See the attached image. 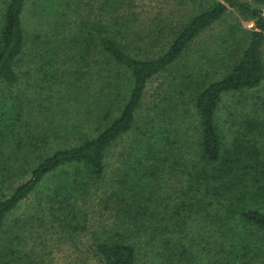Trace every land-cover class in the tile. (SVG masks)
<instances>
[{
  "label": "trees",
  "instance_id": "16d2710c",
  "mask_svg": "<svg viewBox=\"0 0 264 264\" xmlns=\"http://www.w3.org/2000/svg\"><path fill=\"white\" fill-rule=\"evenodd\" d=\"M28 1L3 0L0 19V264H32L19 256L21 234L54 223L84 232L90 201L118 220L97 238L98 264L263 258L264 0H183L195 15L157 51L138 39L130 0ZM234 13L252 30L235 21L219 44L197 45ZM170 71L163 98L148 103V83ZM57 83L77 95V121L47 119ZM21 130L35 151L47 136H77L20 171L3 148ZM61 168L72 173L48 184ZM35 193L33 213L16 215Z\"/></svg>",
  "mask_w": 264,
  "mask_h": 264
},
{
  "label": "rangeland",
  "instance_id": "374dc122",
  "mask_svg": "<svg viewBox=\"0 0 264 264\" xmlns=\"http://www.w3.org/2000/svg\"><path fill=\"white\" fill-rule=\"evenodd\" d=\"M39 1L40 0H29L28 7L31 9L32 6L34 4L37 5ZM130 2L132 4L131 12L135 18L134 28L138 33V39L141 40L140 42L142 46L145 47V50L154 48V50L157 51L159 43L164 41V38L172 31L180 29L187 20L195 15L194 11L197 9L196 5H192L189 2H187L188 4L183 5V0H130ZM3 10L4 2L3 0H0V19ZM27 17L25 27L28 30L35 19L34 17ZM231 17L232 18H228L224 23L217 25L212 30L203 34L199 38L197 45L208 46L216 40H218L219 44L220 39L218 38L221 33L226 27L236 24L235 21H238L245 31L252 30V22L242 21L237 13H234ZM240 37V41H242L241 44L245 45L247 43L246 36L240 34ZM27 68L28 67L25 66V69ZM73 70L75 71L74 68ZM172 79L171 71L154 77L148 83L146 89V99L148 100V103L154 99L158 100L163 98L166 93V87ZM22 87H19L18 89H21ZM3 88L4 86L0 85V97ZM70 88V92L72 93L70 98L64 96L66 95L65 86L59 83L45 92L46 95L42 102V104H44L43 107L45 106V108L51 109L52 111L47 116V119L58 120L61 121V123L67 119L77 121V105L71 102L73 101L71 99L74 96L77 97V95L73 93V88ZM11 93L16 95L19 91H17V88H13ZM29 131L31 133L33 132L32 129ZM23 132L24 130L19 131V134L13 137V142L3 148L4 154L8 158L9 168H12L13 170H26L25 168H28V162L30 164L32 163L35 152L37 154H46L57 148L69 147L72 145L73 138L77 136L76 132H73L71 136L67 133L66 135L58 133L52 137L47 136L46 144L41 145L40 142L39 145H36L39 146L38 150L35 151V148H32L30 144H34L36 140H27L24 137ZM46 133L49 134L48 132ZM115 160L116 159L114 158V161ZM4 167L6 168L7 166ZM69 173H72V169L70 168H61L57 170L49 176L48 184L63 182V175H68ZM11 182L12 181L9 183ZM37 197L38 194L35 193L31 201L25 202L15 214L22 217L31 215L33 213L32 207L37 206ZM94 202L95 201H90L86 206L83 205L85 210L90 212L87 217L88 221H81V223L85 224L84 232H80L77 236V229L70 230V228L68 229L66 227L61 228L57 223H54V225L48 224L44 226L45 230L41 229L25 238L22 234L21 237L18 236L20 243L19 249L22 252L19 256L29 257V262L32 264H77V262H79L77 258L82 260L85 258L87 264H98L92 256V251L95 248L97 238L103 229L105 230L108 228L109 231L112 230L115 227V223H118V220H115L114 216L111 214H109L108 220L103 218L100 212L94 209ZM100 206L103 207L102 204H100ZM65 230L67 232H65ZM16 243L17 242L15 241V244ZM83 254L84 256H82ZM22 259L24 260V258ZM256 264H264V256L263 258H258Z\"/></svg>",
  "mask_w": 264,
  "mask_h": 264
}]
</instances>
